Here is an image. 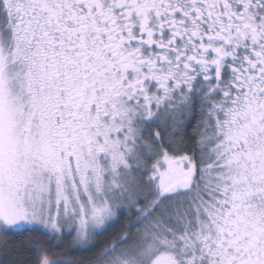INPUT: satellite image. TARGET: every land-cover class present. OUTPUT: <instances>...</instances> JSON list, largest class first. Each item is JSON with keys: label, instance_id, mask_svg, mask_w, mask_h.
Instances as JSON below:
<instances>
[{"label": "flooded vegetation", "instance_id": "obj_1", "mask_svg": "<svg viewBox=\"0 0 264 264\" xmlns=\"http://www.w3.org/2000/svg\"><path fill=\"white\" fill-rule=\"evenodd\" d=\"M0 45L7 60L13 51L20 63L44 59L28 76L49 155L86 140L93 94L105 101L112 92L135 105L158 81L162 113L197 133L207 125L213 143L216 161L203 162L201 148L176 156L191 163V197L207 198L204 173L239 170L247 182L224 206L228 234L215 237L211 259L264 264V0H0Z\"/></svg>", "mask_w": 264, "mask_h": 264}, {"label": "rangeland", "instance_id": "obj_2", "mask_svg": "<svg viewBox=\"0 0 264 264\" xmlns=\"http://www.w3.org/2000/svg\"><path fill=\"white\" fill-rule=\"evenodd\" d=\"M10 56L7 60L0 45V232L66 235L73 248L85 249L118 214L139 215L135 238L111 247L96 264H214L209 248L216 236L228 234L224 206L232 205L230 195L247 182L239 170L204 173L207 198L191 197L197 191L190 186V161L185 166V159L168 155L162 145L163 140L173 146L182 125L175 115L168 119L162 113L160 83L145 85L135 105L114 99L112 92L105 101L93 94L95 107L82 116L86 140L66 155H49L41 145L43 107L39 97L30 100L34 86L28 76L29 67L37 74L44 59L20 63V53ZM201 133L203 162L216 161L209 156L207 125ZM220 163L225 166L224 159ZM203 192L200 188L199 198ZM229 237L238 239L235 232Z\"/></svg>", "mask_w": 264, "mask_h": 264}, {"label": "trees", "instance_id": "obj_3", "mask_svg": "<svg viewBox=\"0 0 264 264\" xmlns=\"http://www.w3.org/2000/svg\"><path fill=\"white\" fill-rule=\"evenodd\" d=\"M201 129L202 126L199 131ZM179 132L173 146L165 145L162 140L169 155L188 156L200 149L201 132L197 133L192 123L182 126ZM140 221L139 215L118 214L115 222L95 236L85 249L73 248L71 237L66 235L54 238L37 230L12 232L3 229L0 232V264H96L111 247L124 246V242L135 238L141 229ZM168 229L174 232L169 225Z\"/></svg>", "mask_w": 264, "mask_h": 264}, {"label": "water", "instance_id": "obj_4", "mask_svg": "<svg viewBox=\"0 0 264 264\" xmlns=\"http://www.w3.org/2000/svg\"><path fill=\"white\" fill-rule=\"evenodd\" d=\"M162 264H177V263L174 262V261H169V262H167V263H162Z\"/></svg>", "mask_w": 264, "mask_h": 264}]
</instances>
